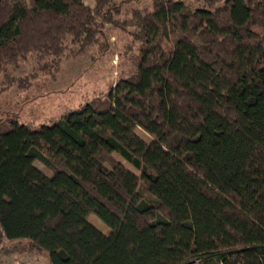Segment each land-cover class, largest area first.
<instances>
[{
  "label": "trees",
  "instance_id": "16d2710c",
  "mask_svg": "<svg viewBox=\"0 0 264 264\" xmlns=\"http://www.w3.org/2000/svg\"><path fill=\"white\" fill-rule=\"evenodd\" d=\"M85 1L0 0V73L96 43L120 3ZM220 1L154 0L133 13L134 75L51 123L0 119V239L12 252L48 264H264V0Z\"/></svg>",
  "mask_w": 264,
  "mask_h": 264
},
{
  "label": "rangeland",
  "instance_id": "374dc122",
  "mask_svg": "<svg viewBox=\"0 0 264 264\" xmlns=\"http://www.w3.org/2000/svg\"><path fill=\"white\" fill-rule=\"evenodd\" d=\"M191 9L201 6L202 0H184ZM32 5V0H28ZM154 0H119L121 12L116 23H105L98 41L76 55L66 54L59 61L38 60L30 54L17 64L8 65L0 73V119H16L31 127L58 120L66 107H77L107 92L122 77H131L137 70L142 42L137 37L133 13L152 9ZM93 6V0H86ZM222 4V0L217 3ZM34 74V75H33ZM137 133L152 136L138 127ZM116 158L138 172L121 155ZM35 164L46 174L51 171L39 160ZM88 220L105 233L109 226L95 213ZM13 241L0 239V264H48L46 257L37 254L12 252ZM11 251V252H10Z\"/></svg>",
  "mask_w": 264,
  "mask_h": 264
},
{
  "label": "built area",
  "instance_id": "2783aa9c",
  "mask_svg": "<svg viewBox=\"0 0 264 264\" xmlns=\"http://www.w3.org/2000/svg\"><path fill=\"white\" fill-rule=\"evenodd\" d=\"M187 264H201V261L199 259H194V260L188 262Z\"/></svg>",
  "mask_w": 264,
  "mask_h": 264
}]
</instances>
